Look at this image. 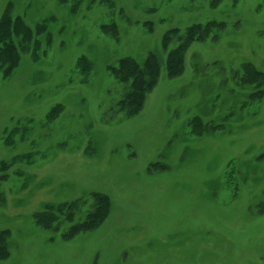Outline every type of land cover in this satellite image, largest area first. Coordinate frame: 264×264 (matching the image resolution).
<instances>
[{"label":"rangeland","instance_id":"374dc122","mask_svg":"<svg viewBox=\"0 0 264 264\" xmlns=\"http://www.w3.org/2000/svg\"><path fill=\"white\" fill-rule=\"evenodd\" d=\"M5 16L32 36L0 42L17 54L0 264H264V0H0ZM152 57L140 100L119 66Z\"/></svg>","mask_w":264,"mask_h":264},{"label":"trees","instance_id":"16d2710c","mask_svg":"<svg viewBox=\"0 0 264 264\" xmlns=\"http://www.w3.org/2000/svg\"><path fill=\"white\" fill-rule=\"evenodd\" d=\"M5 19H7V21H2L0 25V42L4 41V45H8V41L4 40L3 38L6 36L9 29L10 34L13 30L15 32L23 31L24 42H27V39L32 36L31 28L24 23V20L21 17L18 16L15 19H12L9 16H5ZM14 49H16L15 45L10 51H7L6 53H0V72L9 74L11 69H13L15 66L17 60L15 61L14 57L17 54L14 52ZM180 49L178 52H172L170 54L169 65L180 66L182 64L180 61H182L183 52ZM6 56H8V58H6ZM8 62L10 63L8 64ZM119 68L120 73L125 79L132 80L134 90L131 94L134 93L135 95H138L141 100V97L143 98V94L147 86L149 87L156 80V76L158 75V72H160V62L159 59H155L154 57L150 58L145 65L138 64L131 60H126L120 64ZM98 208L99 210L95 211L94 215L98 213L97 215L99 216L93 221H100L101 219L105 218V206L102 207L100 205ZM5 245V242L2 243V238L0 235L1 251H3V249L6 247Z\"/></svg>","mask_w":264,"mask_h":264}]
</instances>
